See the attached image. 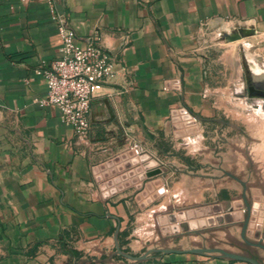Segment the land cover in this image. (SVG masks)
<instances>
[{
	"label": "crops",
	"instance_id": "1",
	"mask_svg": "<svg viewBox=\"0 0 264 264\" xmlns=\"http://www.w3.org/2000/svg\"><path fill=\"white\" fill-rule=\"evenodd\" d=\"M55 9L79 40L97 37L116 55V74L78 137L55 106L35 101L46 94L37 71L59 56L53 11L46 0H0V264H248L188 252L134 261L116 249L202 244L264 264V250L240 236L241 175L247 157L262 166L264 150L246 141L264 135V113L231 109L264 104L249 90L264 92V0H56ZM251 118L259 133L242 125ZM245 196V237L256 242L263 187ZM235 235L245 252L225 248Z\"/></svg>",
	"mask_w": 264,
	"mask_h": 264
},
{
	"label": "built area",
	"instance_id": "2",
	"mask_svg": "<svg viewBox=\"0 0 264 264\" xmlns=\"http://www.w3.org/2000/svg\"><path fill=\"white\" fill-rule=\"evenodd\" d=\"M46 2L54 13L60 48L59 56L37 71L45 80L46 94L35 101L40 106H55L60 120L82 137L89 128L92 97L103 82L116 74V55L105 51L97 37L87 42L79 40L63 15L56 12V0ZM134 152L138 154L139 149L134 147Z\"/></svg>",
	"mask_w": 264,
	"mask_h": 264
},
{
	"label": "rangeland",
	"instance_id": "3",
	"mask_svg": "<svg viewBox=\"0 0 264 264\" xmlns=\"http://www.w3.org/2000/svg\"><path fill=\"white\" fill-rule=\"evenodd\" d=\"M220 36H221V38H223L222 40H225V41L231 40L230 38H228L229 35L225 38L222 37L223 35H221V34H220ZM237 39H239V35H238ZM231 109H234L235 111L246 109V110H250V111L254 112L255 115H261L262 113H264V104L263 103H240V102H236V103H234V106H232ZM229 120H231L232 122L239 123L240 119L238 117H236L235 119L229 118ZM258 120H260V119H258V118L252 119L251 118V119L246 120L245 124L242 123V125L250 127L251 132L257 131L259 133V129H260L259 123L260 122ZM254 136L256 137V133L254 134ZM260 136H261V138H258V139L259 140L263 139L262 141L261 140L259 141L258 139H254V138L247 139V141H246L247 147H249V148L255 147V149L259 148L260 146L264 147V135L261 134ZM260 136H257V137H260ZM262 152H263V157L259 156V158L261 157L263 159L262 160L263 161L262 166H261V164L260 165L254 164L253 160L251 158L247 157V161H248V166H246L247 172H245V174L241 175L242 178H244L243 184L245 186V195H246V192L247 193L250 192L251 187L253 188L256 185L263 187V190H264V150ZM244 200L246 201V203L249 204V199L246 198V196H245ZM236 235L234 236V239L231 238V241H230L231 247L229 246V244L225 243V246H226L225 248H232V249L234 248L235 250H238V251L241 250V248H239L237 245H232V244H236L237 243L236 241H238ZM216 241L223 243V241H220L217 239H216ZM203 245L205 247H208L205 244H202V246ZM186 246L191 247L192 245H186ZM210 247H213V246H210ZM214 247L222 248L221 246H217V245H214ZM241 251H243V249Z\"/></svg>",
	"mask_w": 264,
	"mask_h": 264
},
{
	"label": "water",
	"instance_id": "4",
	"mask_svg": "<svg viewBox=\"0 0 264 264\" xmlns=\"http://www.w3.org/2000/svg\"><path fill=\"white\" fill-rule=\"evenodd\" d=\"M237 37H238V35H233V36H229L228 38L233 40V39H236ZM249 90H250V95H258V96L264 97V92H262V91H252L251 88H249ZM242 197H243V199H245L244 193H243ZM245 203H246V201H245ZM246 210H247V213H246L245 218L241 224L240 236L246 245L258 247V248L264 250V244H263L264 234L261 236L259 235V240L256 242L249 241L245 237L247 225H248L249 218H250V205L248 203H246ZM255 236H258V234H256ZM116 249L120 255H122L123 257H126L128 259L134 260V261L145 260L152 253L169 254V253L188 252V253L218 254L219 256L226 258L228 260L242 261V262H246L248 264H262L258 259L254 258L251 255L242 254V253H234V252L227 251V250L219 248V247H198V248H192V249H187V250H179L176 248H152V249L147 250L141 256H131L129 254L123 253L122 251H120V249L117 245H116Z\"/></svg>",
	"mask_w": 264,
	"mask_h": 264
},
{
	"label": "flooded vegetation",
	"instance_id": "5",
	"mask_svg": "<svg viewBox=\"0 0 264 264\" xmlns=\"http://www.w3.org/2000/svg\"><path fill=\"white\" fill-rule=\"evenodd\" d=\"M243 252H245V251H243ZM246 254V253H245ZM248 254V253H247Z\"/></svg>",
	"mask_w": 264,
	"mask_h": 264
}]
</instances>
